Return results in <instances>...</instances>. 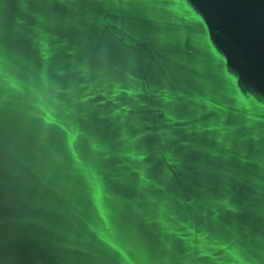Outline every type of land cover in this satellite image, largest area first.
Returning a JSON list of instances; mask_svg holds the SVG:
<instances>
[{
  "label": "water",
  "instance_id": "1",
  "mask_svg": "<svg viewBox=\"0 0 264 264\" xmlns=\"http://www.w3.org/2000/svg\"><path fill=\"white\" fill-rule=\"evenodd\" d=\"M0 264H264V0H0Z\"/></svg>",
  "mask_w": 264,
  "mask_h": 264
}]
</instances>
